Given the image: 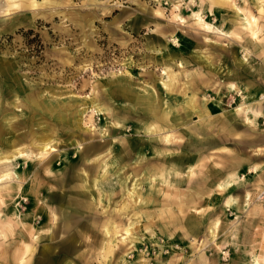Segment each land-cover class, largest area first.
Masks as SVG:
<instances>
[{"label": "clouds", "instance_id": "obj_1", "mask_svg": "<svg viewBox=\"0 0 264 264\" xmlns=\"http://www.w3.org/2000/svg\"><path fill=\"white\" fill-rule=\"evenodd\" d=\"M0 264H264V0H0Z\"/></svg>", "mask_w": 264, "mask_h": 264}]
</instances>
